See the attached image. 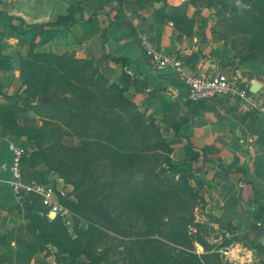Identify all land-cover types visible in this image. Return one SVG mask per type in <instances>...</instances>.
Returning a JSON list of instances; mask_svg holds the SVG:
<instances>
[{"label": "crops", "instance_id": "obj_1", "mask_svg": "<svg viewBox=\"0 0 264 264\" xmlns=\"http://www.w3.org/2000/svg\"><path fill=\"white\" fill-rule=\"evenodd\" d=\"M206 0H12L0 4V58L8 68L0 69V78L13 75L19 79L15 55H26L31 33L17 34L13 28L25 24L42 27L43 36L34 39L35 50L62 54L73 53L77 58L101 59L102 65H113L119 72L126 70L138 78L141 93L149 94L157 102L163 119L174 118L181 122V136L165 135L177 142L170 157L174 161L184 158L187 136L198 148L209 146L210 152L199 160L208 165L209 177L227 182L237 191L241 201L253 200L252 208L264 205V118L256 109H248L230 98H215L198 103L188 102L187 87L176 71L167 66L156 69L151 64L142 43L146 33L156 49L181 59L191 71H221L230 74L239 69L250 89L253 82L260 88L264 108L263 82L255 74L238 67L236 58L215 41L209 32V11ZM71 13V23L53 24L62 15ZM184 15L190 20V33L176 28L170 16ZM9 17L6 19L5 17ZM207 24V25H206ZM55 34L51 37V31ZM48 34V35H47ZM205 37V39H204ZM25 39V40H24ZM14 52V54H12ZM122 57L126 65L106 60ZM235 60V61H234ZM0 79V80H1ZM146 83V87L141 84ZM9 135L0 128V264H57L38 250L23 261L16 254L17 237H24L19 221L20 205L9 185L11 153ZM235 161L227 174H215L219 164L228 166ZM21 206V205H20Z\"/></svg>", "mask_w": 264, "mask_h": 264}, {"label": "trees", "instance_id": "obj_2", "mask_svg": "<svg viewBox=\"0 0 264 264\" xmlns=\"http://www.w3.org/2000/svg\"><path fill=\"white\" fill-rule=\"evenodd\" d=\"M230 8L238 20L235 23L230 22L232 29L235 32H241L245 37L243 46L247 53L241 60H254L264 56V0H242L240 3H233ZM170 17L174 20L177 29L190 33V20L184 15ZM5 18L8 19L9 17L6 16ZM73 21L74 19L69 13L59 16L53 24L58 25ZM21 23L23 25L21 27L13 26L15 32L20 35L27 32L31 33L27 54L16 53L15 55L20 72V84L24 87L22 89L25 94L24 110L31 111L34 116L44 120L41 125L37 126L34 123V118H31L26 120V125L19 126L15 112L0 104V128L7 134L10 132V137L13 131H16L17 136H13L11 139L13 142L21 144L25 149L21 158V169L25 180L35 179L45 183L42 174H37L31 170L39 166V158L43 154L40 143L45 139L55 137V134L59 136H82L84 131L88 130L90 121H93L96 127L91 140L93 154L88 157L81 152V147H75L74 150L76 151L74 157H71L72 159L59 156L52 164L53 168L66 180L74 184L77 201L68 202V205L79 214L85 215V212L87 213L89 198L95 197L99 190L100 192L103 190L102 187L95 184V178L92 176L94 165L99 162L102 165H110L111 170L119 171V174H127L124 185L120 189H115L114 192L126 193V199L129 198L135 206L151 205L154 203V198L164 199L168 197H165L157 186L158 179L155 168L158 165V157L161 156L158 151L163 150L158 147L157 139L160 137L163 145L168 147L165 150L172 151L173 147L169 145L173 141L168 140L165 135L170 133L175 137L181 136L179 130L186 121V117L184 116L181 122L171 116L170 118L164 117L163 123L166 121L167 123L163 129L161 130L159 126L152 124V130L149 133L145 128L146 124L140 115V110L135 103L124 96V92L129 86H136V84L140 86L138 78L121 69L118 81L109 82L94 64V58H77L73 53L68 52L55 54L37 51L35 50L34 39L37 35L43 36L45 30L36 24ZM55 33V30H52L50 36L52 37ZM103 56L106 60H112L122 66L126 65L127 62L122 57L111 58L106 54ZM8 67V64L0 58V69ZM141 86L146 87V83L144 82ZM46 96L50 98L48 101L40 104L35 103L38 97ZM20 136H24L25 139L19 140ZM210 150L209 146L196 147L186 136L184 158L179 162H173L169 158L171 168L177 169L181 173L186 171L192 175L195 172L196 164ZM88 159L91 162H88ZM234 163L235 161L228 166L219 164L221 170L215 174L219 176L227 174ZM26 169H29L30 176L27 175ZM142 194L145 196L142 197ZM232 194L241 201L237 196L236 189L233 190ZM184 201L187 202L184 198L179 199L182 204ZM253 203V200L244 202L247 206H253ZM17 206L20 208L23 218L28 222L22 226L25 239L15 238L18 245L16 254L23 261H26L34 252L41 250L36 243L28 240L29 234L35 235L34 233L37 231L39 234L46 235L48 232V234L52 233L51 235H53L54 232L55 234L56 232L60 233L62 226L58 217L53 219L48 217L47 208L42 206L36 196L32 197L31 201H25L21 206ZM151 207L154 208V206ZM93 208L97 217L89 219L93 223L90 232H100L96 224L112 227L114 219L101 207V204H94L91 209L93 210ZM254 216L264 218V205L255 207ZM190 218L192 219L191 215L187 220L176 218L168 227L170 237L184 235L187 247L191 245V239L186 235V229L192 226ZM88 234V231L81 232L75 241L81 243L82 235L86 239L90 237ZM147 243L149 245L151 239L147 240ZM142 245L145 247L143 246L139 250L142 258H139L137 264H223L217 259H210L213 254H197L190 248L179 250L177 254L179 257H176L177 255L173 257L161 245L157 247L151 245L149 249L146 243ZM124 247H127L126 243ZM152 247L155 248L154 251ZM57 264L96 263L93 260L84 262L69 254L59 258Z\"/></svg>", "mask_w": 264, "mask_h": 264}, {"label": "rangeland", "instance_id": "obj_3", "mask_svg": "<svg viewBox=\"0 0 264 264\" xmlns=\"http://www.w3.org/2000/svg\"><path fill=\"white\" fill-rule=\"evenodd\" d=\"M206 1V4L211 5L207 6L211 37L215 41H223L222 47L229 50L232 60L236 58L238 67L247 72L250 70L263 82L264 95V56L257 57L260 61L258 59L241 60L247 53L243 46L245 37L241 32H235L230 24V22L238 21L230 7L233 3H240L242 0ZM28 39L30 40L29 37ZM101 61L98 59L94 63L99 71L109 82L118 81L119 71L113 65H102ZM23 88L19 79L16 83L13 82L12 73L3 76L0 80V104L15 112L19 126L26 125V120L31 118H34V123L39 126L44 119L34 116L31 111L24 110ZM140 89L139 84L131 85L124 92V96L135 103L140 110V115L146 124L145 128L149 133L152 130V124L159 126L162 130V118L157 102L151 99L149 94L138 95L141 93ZM260 115L264 118V112ZM93 123L90 121L88 130L84 131L82 136L55 134V137L45 139L40 143L43 154L39 158V166L31 170L43 175L44 184L56 190L61 206L67 211L64 217H58L64 233L60 231V233L55 234L54 232L51 235L52 233L46 232V235H43L36 231L35 235L29 234L27 237L29 241L40 247L42 254L56 262L62 256L72 254L84 262L93 260L96 264H137L139 258H142L139 250L145 247L142 244L148 245L147 240L151 239L148 249L151 245L154 247L161 245L173 257L178 254L179 250L190 248L197 254H213L210 259H217L223 264H264V218L254 216L255 207L247 206L233 196L235 186L218 179H211L208 174L209 167L208 165L203 166V162L196 166L192 175L186 171L181 173L171 168L169 158L173 162L181 160L174 161L175 159L170 157L173 150L170 152L169 149L165 150L168 147L163 145L160 137L157 139L158 147L163 150L158 151L161 156L158 157V165L155 168L157 186L158 190L168 197L154 198V203L151 205L135 206L129 198L126 199V193L114 192L115 189H120L124 185L127 174H119V171L111 170L110 165H102L99 162L95 163L92 176L95 178V184L102 187V192L99 190L95 197L89 198V210L85 212V215L72 209L68 202L77 201L74 184L66 180L53 168L52 164L59 156L74 157L75 147H81V152L88 157L93 154L91 140L96 128ZM8 135L9 138L16 137L17 133L13 131L11 137L10 132ZM24 139V136L19 138V140ZM176 144L177 142L174 141L169 146L175 147ZM88 162L91 160L88 159ZM26 173L30 176L29 169H26ZM181 198L187 202L180 203ZM94 204H101V207L114 219L112 227L96 224L100 232H90L93 223L89 219L97 217L95 209H91ZM146 205L149 206L146 207ZM22 215L20 214L19 221L15 222L16 226H23L28 222ZM190 215L192 226L186 229V235L190 237L191 245L187 247L184 235L170 237L168 227L176 218L187 220ZM84 231H88L90 237L85 239L82 235L81 243H77L75 240ZM22 238L24 237H20ZM125 243L129 248L124 247ZM152 249L154 251L155 248L152 247Z\"/></svg>", "mask_w": 264, "mask_h": 264}, {"label": "built area", "instance_id": "obj_4", "mask_svg": "<svg viewBox=\"0 0 264 264\" xmlns=\"http://www.w3.org/2000/svg\"><path fill=\"white\" fill-rule=\"evenodd\" d=\"M12 0H0L7 4ZM142 46L154 68H173L187 87V100L193 103L215 98H230L248 109L264 111L262 98L245 85V79L239 69H233L230 74L221 71H191L185 63L176 56L167 55L156 49L146 33L141 35ZM11 153L9 165V185L17 202L22 205L31 201L32 197L39 198L42 206L53 211L55 217H64L67 211L61 206L56 190L36 180H25L21 169V158L25 153L24 147L13 141L8 143Z\"/></svg>", "mask_w": 264, "mask_h": 264}, {"label": "water", "instance_id": "obj_5", "mask_svg": "<svg viewBox=\"0 0 264 264\" xmlns=\"http://www.w3.org/2000/svg\"><path fill=\"white\" fill-rule=\"evenodd\" d=\"M259 88H260V84L258 82H253L251 84V86H250V91L251 92H254V93H257L258 90H259ZM48 100H49V98H47V97H38L36 99V103L37 104H40V103L46 102ZM48 216L50 218H54L55 217V213L53 211H49Z\"/></svg>", "mask_w": 264, "mask_h": 264}]
</instances>
